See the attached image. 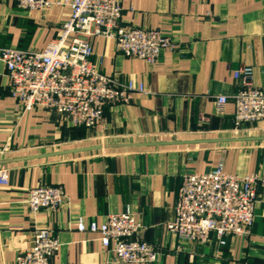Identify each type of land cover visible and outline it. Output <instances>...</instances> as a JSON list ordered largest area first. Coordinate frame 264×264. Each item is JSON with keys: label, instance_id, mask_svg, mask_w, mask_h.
Segmentation results:
<instances>
[{"label": "crops", "instance_id": "0c3cea01", "mask_svg": "<svg viewBox=\"0 0 264 264\" xmlns=\"http://www.w3.org/2000/svg\"><path fill=\"white\" fill-rule=\"evenodd\" d=\"M69 16L64 5L25 10L0 0V47L42 51ZM122 23L157 29L174 48L149 65L119 53L113 39L92 38L90 59L100 71L145 91L107 106L94 128L71 127L41 108L23 112L0 61V144L10 145L0 157L8 175L0 186V264H15L37 227L61 242L54 264H137L116 262L98 233L77 229L128 207L143 240L161 252L151 264H264V187L248 237L200 245L167 229L185 175L222 162L227 173L264 178V122L236 132L230 98L240 89L234 72L244 66L264 87V0H123ZM220 95L229 98L222 111ZM41 184L60 186L67 201L33 216L26 200Z\"/></svg>", "mask_w": 264, "mask_h": 264}, {"label": "built area", "instance_id": "2783aa9c", "mask_svg": "<svg viewBox=\"0 0 264 264\" xmlns=\"http://www.w3.org/2000/svg\"><path fill=\"white\" fill-rule=\"evenodd\" d=\"M25 10L45 11L54 5L69 7L70 16L56 37L42 51L0 47V61L7 68L11 96L23 112L41 108L62 118L74 128H94L104 122L105 108L126 104L142 85L122 82L100 71L91 61V39H113L116 50L128 58L149 65L157 63L160 53L174 48L171 38L157 29L127 27L122 23L123 0H17ZM253 68L244 66L234 72L240 89L230 98L234 102V130L244 124L264 122V87L252 83ZM216 96L218 111L228 101ZM10 152L8 143L0 144V157ZM8 184L7 170L0 166V186ZM264 178L258 174L239 176L227 173L219 162L205 173L183 177L175 204V218L168 231L190 243L207 245L213 240L225 246L230 237H248L254 224L258 188ZM67 201L57 185L32 188L26 200L33 216L42 209H58ZM80 232L100 235L101 245L116 262L151 264L161 252L141 237L142 225L128 207L106 216L102 222L80 221ZM61 242L46 227L34 230L30 248L19 253L15 264H54L52 259Z\"/></svg>", "mask_w": 264, "mask_h": 264}, {"label": "water", "instance_id": "95a60500", "mask_svg": "<svg viewBox=\"0 0 264 264\" xmlns=\"http://www.w3.org/2000/svg\"><path fill=\"white\" fill-rule=\"evenodd\" d=\"M75 151H79V150H74V151H69V152H75Z\"/></svg>", "mask_w": 264, "mask_h": 264}]
</instances>
